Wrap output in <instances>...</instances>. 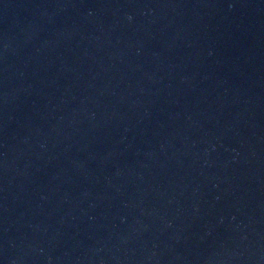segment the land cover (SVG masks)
I'll use <instances>...</instances> for the list:
<instances>
[{
	"label": "water",
	"instance_id": "95a60500",
	"mask_svg": "<svg viewBox=\"0 0 264 264\" xmlns=\"http://www.w3.org/2000/svg\"><path fill=\"white\" fill-rule=\"evenodd\" d=\"M0 264H264V0H0Z\"/></svg>",
	"mask_w": 264,
	"mask_h": 264
}]
</instances>
